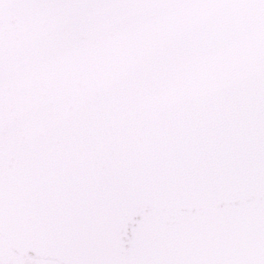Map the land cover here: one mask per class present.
Returning a JSON list of instances; mask_svg holds the SVG:
<instances>
[{
    "label": "snow or ice",
    "instance_id": "1",
    "mask_svg": "<svg viewBox=\"0 0 264 264\" xmlns=\"http://www.w3.org/2000/svg\"><path fill=\"white\" fill-rule=\"evenodd\" d=\"M0 264H264V0H0Z\"/></svg>",
    "mask_w": 264,
    "mask_h": 264
}]
</instances>
